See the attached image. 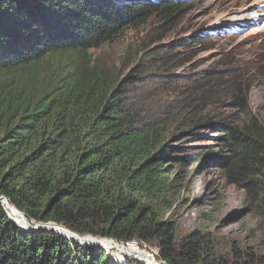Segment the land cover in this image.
<instances>
[{
  "label": "trees",
  "instance_id": "trees-1",
  "mask_svg": "<svg viewBox=\"0 0 264 264\" xmlns=\"http://www.w3.org/2000/svg\"><path fill=\"white\" fill-rule=\"evenodd\" d=\"M150 1L0 0V197L35 223L155 247L162 264H264V254L236 242L219 253L211 235L182 231L172 215L179 175L171 162L191 170L216 157L264 218V124L246 89L213 74H160L161 48L145 58L128 50L120 63L99 52L151 20L173 23L188 7ZM153 60L159 66L145 69ZM130 63L136 68L125 71ZM154 80L162 87L150 97L156 108L140 95ZM187 83L197 89L181 96L175 85ZM173 137L184 145L210 137L221 148H178ZM24 229L0 202V264H109L106 251L119 254Z\"/></svg>",
  "mask_w": 264,
  "mask_h": 264
},
{
  "label": "rangeland",
  "instance_id": "rangeland-1",
  "mask_svg": "<svg viewBox=\"0 0 264 264\" xmlns=\"http://www.w3.org/2000/svg\"><path fill=\"white\" fill-rule=\"evenodd\" d=\"M137 1L141 0H131L133 4ZM171 2L188 6L175 17L173 23L163 26L156 19L151 20L126 31L117 42L99 52L106 53L110 61L120 63L128 50L140 51V57L145 58L152 49L161 48L164 52L160 55V65L164 68L160 74L186 78H203L213 74L233 81L246 89L252 111L264 124V0L150 1L158 7ZM118 3L113 2L109 6L113 8L120 5ZM183 42L188 45L183 46ZM1 53L0 50V56ZM134 66L133 63L126 65L125 71L135 69ZM143 66L151 70V67L155 69L159 65L153 60L146 61ZM207 82L216 86L215 80ZM157 86L162 89L159 81L154 80L144 92L140 91L143 102L152 108H156L159 102L152 103L151 95L162 91L156 90ZM162 86L167 90L166 85ZM175 87L180 88L181 96L193 88L197 89L196 85L190 83ZM209 138L206 139L208 141L184 145L173 137L169 143L173 142L178 148L211 145L213 151L218 152L220 143ZM219 163V159L212 157L197 168L186 170L182 167L176 171L177 161L171 162L174 173L179 175L177 187L171 195L172 215L178 220L182 231L200 230L211 235L216 240L219 253L230 252L233 242H236L243 249L264 254V218L260 215L261 211L251 202L245 190L228 183ZM37 224L44 227L50 225ZM124 247L146 253L162 264L155 247L140 242ZM106 252L110 257L109 264L115 258L124 256L114 251ZM131 260L139 259L127 257L124 264Z\"/></svg>",
  "mask_w": 264,
  "mask_h": 264
},
{
  "label": "water",
  "instance_id": "water-1",
  "mask_svg": "<svg viewBox=\"0 0 264 264\" xmlns=\"http://www.w3.org/2000/svg\"><path fill=\"white\" fill-rule=\"evenodd\" d=\"M0 202L2 203L4 209L6 210L10 220L17 225V223L13 220V218L10 215V213L8 212L7 204H10L9 200H7L5 197H0ZM21 214H22L23 218H25L28 221V228L24 229L27 232H31V233H37V232H43V231L44 232H54V233H57L60 236L64 237L66 240L71 241L72 243H78V244H81L83 246L84 245H86V246H88V245L89 246H94L97 249H102L103 248L102 247L103 246V241H102L103 239H97V238H94V237H91V236L82 237V236H80V235H78L76 233L71 232L70 230L66 229L65 227L57 225V224H50L49 226L44 227V226H41V225H39V224H37V223H35L33 221H30L23 213H21ZM62 230H67L68 232L74 234L76 237H73V238L68 237V236L65 235V233L62 232ZM107 240H110V239H107ZM110 241L116 242L114 240H110ZM116 243H118V246L121 245L122 248L124 246H128L129 245V243L128 244H122V243H119V242H116ZM128 258L129 259H139V260L143 261L142 260L143 258H140V257H138L136 255H128Z\"/></svg>",
  "mask_w": 264,
  "mask_h": 264
},
{
  "label": "bare ground",
  "instance_id": "bare-ground-1",
  "mask_svg": "<svg viewBox=\"0 0 264 264\" xmlns=\"http://www.w3.org/2000/svg\"><path fill=\"white\" fill-rule=\"evenodd\" d=\"M7 208H8V212L10 213L11 217L13 218V220L17 223V225H18L19 227H21V228H22V226H25V228L27 229V228H28V221H27L25 218H23V216H21L22 214H21L16 208H14V209H16L21 215H20L17 211L13 210V209L9 206V204H7ZM12 213H13L16 217H13ZM21 225H22V226H21ZM25 231H26V230H25ZM62 232L65 233V235L68 236V237H71V238L76 237L74 234H72V233H70V232H68V231H66V230H62ZM70 234H71V235H70ZM104 240H106V241H110V240H107V239H103V241H104ZM99 243H100V242H99ZM110 243H114V242H113V241H110ZM115 243H116V242H115ZM102 247H103L104 249H108V248L113 249V250L117 251L119 254L124 255L123 257H128L127 254H123V253L118 249L119 247L122 248L121 245L118 246V244H117L116 247H115V246H112V245L103 244ZM117 247H118V248H117ZM123 249H125V251H126V248L123 247ZM139 255H144V254L141 253V254H139ZM138 257L143 258V260L146 261V262L149 263V264H156V263L153 261V259L150 260L149 257H148V258H146V257H142V256H138ZM144 261H143V262H144ZM146 262H145V263H146Z\"/></svg>",
  "mask_w": 264,
  "mask_h": 264
}]
</instances>
